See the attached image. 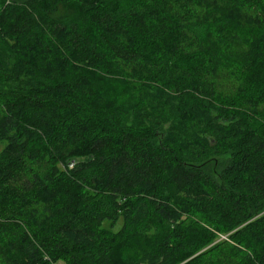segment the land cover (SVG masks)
Listing matches in <instances>:
<instances>
[{"label":"trees","instance_id":"obj_1","mask_svg":"<svg viewBox=\"0 0 264 264\" xmlns=\"http://www.w3.org/2000/svg\"><path fill=\"white\" fill-rule=\"evenodd\" d=\"M263 3L0 0V264H264Z\"/></svg>","mask_w":264,"mask_h":264},{"label":"rangeland","instance_id":"obj_2","mask_svg":"<svg viewBox=\"0 0 264 264\" xmlns=\"http://www.w3.org/2000/svg\"><path fill=\"white\" fill-rule=\"evenodd\" d=\"M246 9V8H245ZM252 10L254 11V14L255 16H257L258 18V23H264V19H262V17H264V3L261 5V4H258L257 7H254L252 8ZM247 14H241V16L243 17V19L248 20L253 16L252 13L249 11V12H246ZM242 36H238V37H235L234 39H236V41L234 42L233 46L234 48L236 49H241L242 47H245L247 46L249 43L251 44V36H246V35H243L241 34ZM109 80L107 81L108 82V87L112 90V88L114 87V89L116 87H118L119 85V88L122 89V86L121 85H126V83H123L124 81H121V80H118L116 81V79H112L111 78H108ZM236 79V74H234V72L232 70H230V72H223L220 74L219 76V80L220 81V88L223 89L224 91H230L234 88V85H235V80ZM2 115V111L0 109V116ZM4 141H0V151L2 150L3 146H4ZM226 161V157H221L219 160H213L210 164H209V169H210V172H214V170L218 169L221 167V165H223ZM75 165V162H71L69 163V167L68 168H73ZM49 166V165H47ZM64 168L65 165H63ZM62 166V167H63ZM44 167L45 164H44ZM106 225H108V223H106Z\"/></svg>","mask_w":264,"mask_h":264}]
</instances>
